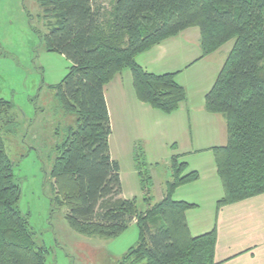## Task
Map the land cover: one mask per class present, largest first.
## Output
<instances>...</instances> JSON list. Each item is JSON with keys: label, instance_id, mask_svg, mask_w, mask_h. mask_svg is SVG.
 <instances>
[{"label": "trees", "instance_id": "1", "mask_svg": "<svg viewBox=\"0 0 264 264\" xmlns=\"http://www.w3.org/2000/svg\"><path fill=\"white\" fill-rule=\"evenodd\" d=\"M36 1L47 28L41 34L46 50L70 61L54 86L62 118L54 129L49 172L55 204L67 208L69 226L110 239L135 222L138 242L118 264H216V229L191 235L186 211L197 205L172 197L177 187L198 179L178 154L170 157L163 197L154 201L148 163L135 146L144 206L121 196L104 86L130 70L136 98L171 113L186 99L177 72H148L135 56L191 27L200 33L199 58L234 40L204 96L205 110L223 114L227 129L226 143L211 148L223 188L216 210L264 193V0H109L108 7L99 0ZM12 107L0 98V118L12 126L6 132L15 134L19 121ZM20 195L0 131V264H46V249L36 245L18 209Z\"/></svg>", "mask_w": 264, "mask_h": 264}, {"label": "rangeland", "instance_id": "2", "mask_svg": "<svg viewBox=\"0 0 264 264\" xmlns=\"http://www.w3.org/2000/svg\"><path fill=\"white\" fill-rule=\"evenodd\" d=\"M99 1L108 7L109 0ZM41 11L36 0H0V98L12 103L11 112H16L19 121L16 133L11 134L6 132L12 128L10 122L0 118V131L20 186L18 209L27 218L36 245L46 249V264H118L127 250L138 242L139 230L135 222L110 239L82 235L69 226L67 208L59 207L54 201L53 179L49 177L54 157L51 149L57 139L54 129L62 118L54 86L68 72L70 61L58 52L46 50L42 36L47 28L44 18L40 17ZM233 41L214 51L215 56H226ZM217 64L218 60L212 58L208 63L194 65L183 71L181 80L193 93L198 78H209L204 84L212 80L210 73ZM134 125L136 132H132V126L126 128L130 139L121 144L117 141L119 126L112 117L109 147L111 157L120 167L121 196L136 198L138 207L143 208L133 150L134 146L142 150L144 147L139 141L131 143L141 128ZM164 161L156 166L147 162L153 179L150 193L154 201L159 198L162 183L170 177L169 166ZM202 164L205 167H199L203 175L211 178L212 173L207 171L210 164H206V160ZM211 167L215 168L212 163ZM214 175L220 181L217 172Z\"/></svg>", "mask_w": 264, "mask_h": 264}, {"label": "crops", "instance_id": "3", "mask_svg": "<svg viewBox=\"0 0 264 264\" xmlns=\"http://www.w3.org/2000/svg\"><path fill=\"white\" fill-rule=\"evenodd\" d=\"M215 53L199 58L200 33L198 28L191 27L135 56L136 62L148 72H177L176 80L186 89V99L171 113L154 109L136 98L130 70L115 75L104 86V97L111 124L114 117L119 126L117 141L126 143L130 139L126 128L132 126V132H136V123L137 128H141L131 143H142L149 164L156 166L165 160L170 170V157L178 154L180 160L188 164L189 171L198 172L197 180L177 187L172 197L197 205L186 211L191 235L197 236L216 229L214 262L264 264V193L216 210V202L222 197L223 188L215 178L216 167H211V163L215 166L211 148L226 143L227 129L223 114L208 113L204 107V96L212 87L226 58L215 56ZM212 58L218 60L210 73V76L213 74L212 80L204 84L209 78H198L197 89L192 93L187 83L181 80L183 71L199 63H208ZM204 160L210 164L207 171L212 173L211 178H207L200 170L199 166L205 167L202 164ZM169 172L171 175V170ZM166 180L162 183L163 189L156 201L163 197Z\"/></svg>", "mask_w": 264, "mask_h": 264}]
</instances>
